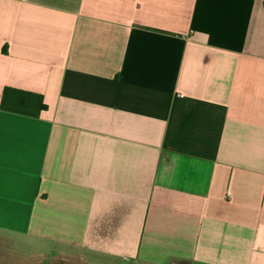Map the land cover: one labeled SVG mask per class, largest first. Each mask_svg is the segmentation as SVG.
<instances>
[{
  "label": "crops",
  "instance_id": "0c3cea01",
  "mask_svg": "<svg viewBox=\"0 0 264 264\" xmlns=\"http://www.w3.org/2000/svg\"><path fill=\"white\" fill-rule=\"evenodd\" d=\"M6 249L264 264V0H0Z\"/></svg>",
  "mask_w": 264,
  "mask_h": 264
},
{
  "label": "rangeland",
  "instance_id": "374dc122",
  "mask_svg": "<svg viewBox=\"0 0 264 264\" xmlns=\"http://www.w3.org/2000/svg\"><path fill=\"white\" fill-rule=\"evenodd\" d=\"M5 257L3 258L0 253V264H82L79 260H71L69 259L61 262L58 260H55L53 257H39V256H33V257H20L19 255H16L14 250H5ZM33 254H36L34 251ZM30 255V254H29ZM87 264V263H85ZM117 264H120L119 262Z\"/></svg>",
  "mask_w": 264,
  "mask_h": 264
}]
</instances>
